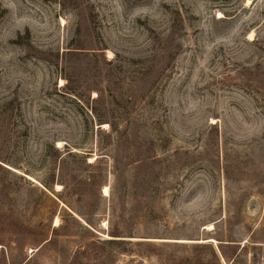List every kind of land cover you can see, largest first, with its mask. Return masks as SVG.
I'll use <instances>...</instances> for the list:
<instances>
[{"label":"rangeland","instance_id":"374dc122","mask_svg":"<svg viewBox=\"0 0 264 264\" xmlns=\"http://www.w3.org/2000/svg\"><path fill=\"white\" fill-rule=\"evenodd\" d=\"M0 264H264V0H0Z\"/></svg>","mask_w":264,"mask_h":264},{"label":"trees","instance_id":"16d2710c","mask_svg":"<svg viewBox=\"0 0 264 264\" xmlns=\"http://www.w3.org/2000/svg\"><path fill=\"white\" fill-rule=\"evenodd\" d=\"M89 165H91V164H89ZM112 237H120V236H112ZM116 242H118V241H115V240H109L108 241L109 244H115ZM219 250L221 252V248Z\"/></svg>","mask_w":264,"mask_h":264},{"label":"bare ground","instance_id":"6f19581e","mask_svg":"<svg viewBox=\"0 0 264 264\" xmlns=\"http://www.w3.org/2000/svg\"><path fill=\"white\" fill-rule=\"evenodd\" d=\"M104 194H105V195L109 194V193H108V188H106V187H105V189H104ZM57 223H58V221H57ZM211 229H212V228H211Z\"/></svg>","mask_w":264,"mask_h":264}]
</instances>
